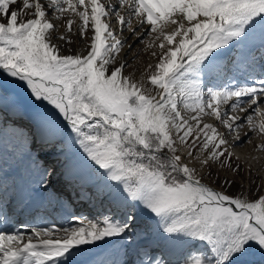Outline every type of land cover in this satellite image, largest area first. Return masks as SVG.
Segmentation results:
<instances>
[{"label":"snow or ice","instance_id":"obj_1","mask_svg":"<svg viewBox=\"0 0 264 264\" xmlns=\"http://www.w3.org/2000/svg\"><path fill=\"white\" fill-rule=\"evenodd\" d=\"M137 45L156 58L139 78L126 71ZM262 101L264 0H0V146L42 201L57 173L32 145L70 142L91 189L81 197L112 213L25 231L4 227L0 199V264H106L91 249L110 238L132 264L264 256V191L234 151L264 137Z\"/></svg>","mask_w":264,"mask_h":264},{"label":"rangeland","instance_id":"obj_2","mask_svg":"<svg viewBox=\"0 0 264 264\" xmlns=\"http://www.w3.org/2000/svg\"><path fill=\"white\" fill-rule=\"evenodd\" d=\"M61 30L63 31L64 29L61 28ZM73 39L75 40L76 38L73 36ZM81 47H83L82 41L74 43L72 45L73 51H76L77 49H79ZM133 53H138V55H136L135 59L132 58ZM133 53H128V55L126 57L129 61V64H130V67L126 71L131 72V71H133V69H135L136 76H137V78H139L140 73L143 72L146 65L148 63H155L156 58L152 57L148 51H144L142 48V45H137L133 49ZM247 71H249V69L246 68V70H244V77L246 76ZM240 72L241 71L239 69V70L235 71V74L237 75ZM237 77L242 80V77L240 75H237ZM245 105H247V104H244L243 107ZM258 106L261 108H264L262 102ZM250 113L252 115H255L252 112H250ZM234 114H237V113H234ZM208 119L213 120L212 118H208ZM19 123L24 124V125H28L29 122L25 119V120L19 121ZM217 126H219V125H217ZM221 130H223V129L221 128ZM246 131H248V127L246 124H244V126L241 129V134H243L242 132H246ZM262 139H264V137H260V136L253 134L250 136L249 140L245 141L243 146L246 148H249L248 153L253 152V151H254L253 153L258 152L259 155L260 156L262 155L264 158V152H261L259 149L254 147V145L259 144ZM241 146L242 145L237 146L234 149V151L237 152V149H240ZM39 149H40V155H38L37 145L33 144L32 145L33 155L38 156L39 162L42 163L44 166H46V167L50 166V167H54L56 169V173H57L56 184L58 183V186H53L52 191L49 193L50 195L52 194V192L55 193V196L53 197V199L48 200L46 198L44 201V204L38 208L39 210L44 208L45 211H42L36 215L35 218L37 220H35V221L37 222V224L33 227H46V226L55 224L58 227L66 228L69 225H68V221L65 218L63 219V221H60V222L57 221V218H60V216H61L60 215L61 211L60 212L58 211V210H60V208L58 206L56 207V203H57V201H60L58 199V198H60V196H64V199H67L65 197V195L66 196H68V195L72 196L71 192L75 193V196H77L76 197L77 201H83V200H78V198L81 197V194H78L79 191L80 190L82 192L91 191V189L87 188V185L85 184L84 179H82V177H84L86 174V169L84 168L83 163H82V171H81L80 175L77 176V178H75L74 180L70 179L69 183L66 185L65 190L63 192L62 190L59 189V187H60L59 181L61 180L60 176H61L62 172L64 171L66 164H68L70 162H72V164H73L77 161L82 162L80 154L71 146L70 142H68V141L61 142L59 138H53L52 142L45 143L43 148H39ZM34 151H35V153H34ZM263 158L260 160V162H258V163L253 162L251 165L252 166V173H253L252 179L254 181L253 186L259 187L261 189V191L264 190V180L260 179V177H264V159ZM7 159H10V161H11L10 163L13 166H10V167L6 166L5 161ZM241 162L243 163L244 160L241 159ZM7 163H8V161H7ZM246 167H247V165H246ZM8 168H11V171L6 170V172H8V173H5L4 170L8 169ZM15 170L20 172L22 177H23V173L18 169L16 161L13 159V157L10 154V150L5 151L2 148V146H0V178H1L0 181L5 180L7 178L5 180V181H7L6 185L3 184L4 181L0 182L1 186L3 185L1 190H0V194H2V197L0 199H2V200H4V193H7L8 190H13V187L15 186V184L13 186H11L14 183V178L12 176V172H14ZM66 177H67V175L66 176L63 175L62 179H66ZM22 181L24 182V178ZM206 182H207V178H206ZM244 187L246 189L249 187L247 181H245ZM233 191H235V189H233ZM61 198H63V197H61ZM81 198L87 199L88 197H87V195H85L84 197H81ZM27 200H31V199L27 196ZM60 202L63 204L66 203V202H62V201H60ZM91 203L93 205L92 207L89 206ZM5 205H6V207H8L7 202H5ZM110 208H111V205L109 204L107 199L101 200L100 198L93 196L92 202L87 201L86 206L83 207L82 209L77 211V209L73 210V207H72L71 209L69 208L72 212L69 211L68 209H67V211L69 213H71L72 215L78 217V218L84 219V222L87 223L88 220L95 221L97 219H103L104 215H111L112 213L109 212ZM50 211L53 213V215H51V213H49ZM56 211H58V212H56ZM69 213L64 214L61 212L62 217H63V215H65V217H67L69 215ZM13 216L15 217V215H13ZM15 218H13L14 221H10V218H9L8 225L14 226V222L16 220ZM144 220H145V217L143 218V220H138L137 223L139 224ZM151 222H152L151 220L148 221V223H151ZM15 227H17V226H15ZM27 230L28 229L25 228V231H27ZM91 253L95 255L96 259L104 261V262H106V264H111L112 261H116L117 264H119V261L125 260V259H127L129 261V264H132V262L135 260V253L132 249H129L127 256L124 255V243H123V240L119 239V238H110L107 243H103V242L98 243L97 247L91 249ZM251 258L254 259L253 264H264V256H262L258 252L253 254L252 256L245 258V264H247V262ZM85 260H86V258H78L77 264H84Z\"/></svg>","mask_w":264,"mask_h":264},{"label":"bare ground","instance_id":"obj_3","mask_svg":"<svg viewBox=\"0 0 264 264\" xmlns=\"http://www.w3.org/2000/svg\"><path fill=\"white\" fill-rule=\"evenodd\" d=\"M240 68H243L242 71L244 73V70H246V68L243 67V66H241ZM244 78H242V80H241L242 82L244 81ZM262 104L264 106V101H262ZM244 107L247 108L248 105H245ZM237 114L238 115H245V113H237ZM247 114L248 115H252L250 112H248ZM212 121L213 120H211V119L206 120V122H212ZM242 133H244V132H242ZM34 145H37L38 155H40V149L39 148H43L45 143H41V142L37 141V142L34 143ZM255 145H257V144H255ZM255 145H254V147H255ZM242 146L240 147V149H237L236 153L241 157V159H243V160L247 159L248 162H250L251 165H252L253 162L254 163L255 162H257V163L260 162V160L263 158V156L262 155L260 156L258 152L253 153L254 152L253 151V152L248 153L249 152V148H246L244 146L242 147ZM34 153H35V151H34ZM7 161H8V163H7ZM10 162H11L10 159H7L5 161V164H6L7 167L8 166L9 167L13 166ZM81 171H82V162L81 161H77V162H75L73 164H72V162L66 164L65 169H64V171L62 172V174L60 176L61 180L59 181L60 182L59 189L64 192L66 185L69 183V180L70 179L74 180L75 178H77V176L80 175ZM63 175L64 176L67 175L66 179H62ZM12 176L14 178L15 186L13 187V190H8L7 193H4L3 203L5 204V202H7V206H8V210H9L8 216L15 215V217H16L15 218L16 220L14 222V226L25 225L26 229H30L31 227H33V226H35L37 224L35 219H33L31 213H33L35 211L34 209L37 210L40 206H42L44 204L45 199L42 200V201L41 200H32L31 199V200H29L27 202V194H26V189H25V183L22 181L23 177H22L21 173L16 171V172L12 173ZM6 183H7V181L3 182L4 185H6ZM2 186L0 184V190H1ZM73 201H74L73 206H75V207L77 206L76 207L77 211L82 209L83 207H85L86 204H87V202L85 204L83 201H77L76 199L73 200ZM24 203H25V205H24L23 208H27V210H26V212L24 214L23 213L24 209L22 208V213L19 214L17 210ZM57 203H58V207L60 208V211L62 213H64V214L65 213L66 214L69 213L67 211V209L69 210L70 207H69L67 202L63 204L60 201H57ZM64 218H65V215H63L62 218H57V221L58 222L63 221ZM143 218H144V214H141L139 220H143ZM8 222H9V220H8ZM8 222L4 224L5 228L6 227L7 228H11L12 227L11 225H8ZM253 262H254V259L251 258V259H249L247 264H253Z\"/></svg>","mask_w":264,"mask_h":264}]
</instances>
